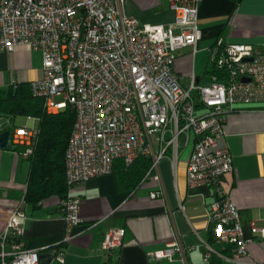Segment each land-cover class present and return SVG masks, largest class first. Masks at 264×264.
Returning <instances> with one entry per match:
<instances>
[{"label": "built area", "instance_id": "built-area-1", "mask_svg": "<svg viewBox=\"0 0 264 264\" xmlns=\"http://www.w3.org/2000/svg\"><path fill=\"white\" fill-rule=\"evenodd\" d=\"M159 1L168 2L176 15L168 27L143 26L125 16L124 0H0V53L21 45L39 51L42 77L30 83L32 95L45 100L49 113L70 107L76 116L65 154L63 242L48 251L25 249L23 200L0 235V264H41L45 252L63 262L62 249L83 221L76 186L111 174L117 161L131 166L140 157L152 160L145 181L159 182L154 172L167 150L176 160L183 148H191L189 188H214L208 224L214 238L231 248L224 258L247 263L252 239L244 237L238 208L222 180L235 171L233 155L219 148L218 140L223 115L233 107H264V51L219 39L209 50L211 83L199 85L193 77L183 88L174 65L180 50H195L201 40L200 0ZM36 139V131L15 129L11 144L25 146L22 155L30 159ZM252 233L264 239V227ZM125 235V229L106 233L107 258L121 249ZM207 248L206 259L213 251ZM176 253L185 254L178 238L153 258L172 261Z\"/></svg>", "mask_w": 264, "mask_h": 264}, {"label": "crops", "instance_id": "crops-1", "mask_svg": "<svg viewBox=\"0 0 264 264\" xmlns=\"http://www.w3.org/2000/svg\"><path fill=\"white\" fill-rule=\"evenodd\" d=\"M122 13L143 26L168 27L176 19L168 2L159 0H124ZM198 18L201 40L195 50H180L174 65L183 88L190 86L193 77L199 85L211 83L209 50L219 39L264 51V0H200ZM41 77L39 51L21 45L13 52L0 53V91ZM223 117L224 134L218 147L229 149L235 168L233 174L223 177V184L238 208L244 237L252 239L246 264H264V239L252 233L253 228L264 227V107L236 105ZM15 118L0 116V133L13 126L38 132L40 120L24 117V122L16 125ZM11 146L16 149L0 150V235L24 200L25 249L48 251L65 238L61 198L51 194L38 204L26 199L32 163L22 155L25 146ZM187 149H180L176 160L173 151L167 150V157L154 172L159 174V182L148 179L135 188L134 182L125 183L117 161L111 174L76 186L73 195L81 200L83 221L73 228L72 239L62 249L63 262L52 257L49 264L105 262L103 241L112 229L126 230L121 249L114 253V264H214V258L221 264H238L224 258L231 255V248L214 238L208 224L214 188L188 186L191 148ZM154 192L161 195L152 198ZM177 238L185 254L176 253L172 261L153 258L154 253L166 250ZM207 246L213 250L208 259Z\"/></svg>", "mask_w": 264, "mask_h": 264}, {"label": "trees", "instance_id": "trees-1", "mask_svg": "<svg viewBox=\"0 0 264 264\" xmlns=\"http://www.w3.org/2000/svg\"><path fill=\"white\" fill-rule=\"evenodd\" d=\"M0 116H23L40 120L34 152L30 158L32 167L26 199L38 204L49 195L57 194L62 201L67 193L65 154L76 119L75 112L67 107L57 114L49 113L45 100L34 97L30 84H26L0 91ZM16 128L13 126L11 130ZM118 163L120 173L126 179L125 183L134 182L136 188L145 182L152 160L140 157L131 166H126L122 161ZM113 256L101 264H114ZM214 264L221 262L214 258Z\"/></svg>", "mask_w": 264, "mask_h": 264}, {"label": "water", "instance_id": "water-1", "mask_svg": "<svg viewBox=\"0 0 264 264\" xmlns=\"http://www.w3.org/2000/svg\"><path fill=\"white\" fill-rule=\"evenodd\" d=\"M12 133H13L12 130H7L3 133H0V150L16 149L15 147L11 146ZM41 259H42L41 264H49L53 261V258L50 256V254L42 255Z\"/></svg>", "mask_w": 264, "mask_h": 264}, {"label": "rangeland", "instance_id": "rangeland-1", "mask_svg": "<svg viewBox=\"0 0 264 264\" xmlns=\"http://www.w3.org/2000/svg\"><path fill=\"white\" fill-rule=\"evenodd\" d=\"M63 98L61 99H58V100H62ZM24 122V117L23 116H17L15 118V120L13 121V123H15L16 125H20ZM190 150V148L187 149V152Z\"/></svg>", "mask_w": 264, "mask_h": 264}]
</instances>
